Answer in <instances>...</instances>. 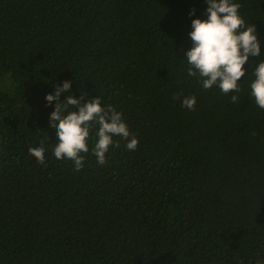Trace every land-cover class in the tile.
I'll use <instances>...</instances> for the list:
<instances>
[{"label": "trees", "instance_id": "1", "mask_svg": "<svg viewBox=\"0 0 264 264\" xmlns=\"http://www.w3.org/2000/svg\"><path fill=\"white\" fill-rule=\"evenodd\" d=\"M238 2L264 52V0ZM205 8L0 0V264H264V109L247 64L235 103L187 74L188 13ZM65 78L122 113L135 150L114 137L98 164L93 135L81 170L54 157L44 96Z\"/></svg>", "mask_w": 264, "mask_h": 264}, {"label": "clouds", "instance_id": "2", "mask_svg": "<svg viewBox=\"0 0 264 264\" xmlns=\"http://www.w3.org/2000/svg\"><path fill=\"white\" fill-rule=\"evenodd\" d=\"M205 15L202 19L189 11L191 47L184 52L188 64L187 74L197 78L204 89L219 88L224 94L233 93L231 101L237 102L241 83L251 68L249 88L255 104L264 109V52L256 26L247 24L240 13L238 0H204ZM255 58V59H250ZM255 61V64L252 62ZM72 80L65 78L54 91L45 94L48 104L56 101L50 112V126L55 129L56 141L52 153L56 159H68L79 171L84 166L82 153L89 152V140L94 135L91 148L96 162L103 165L110 146H119L114 137L127 141L126 148L135 150L138 139L129 131L122 113L111 105H104L99 95L85 100L84 94L71 92ZM65 93H71L65 95ZM182 107L189 111L196 105L195 95L184 96ZM73 106L77 110H73ZM29 154L40 163L46 160L47 145L30 147Z\"/></svg>", "mask_w": 264, "mask_h": 264}]
</instances>
